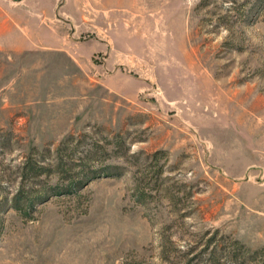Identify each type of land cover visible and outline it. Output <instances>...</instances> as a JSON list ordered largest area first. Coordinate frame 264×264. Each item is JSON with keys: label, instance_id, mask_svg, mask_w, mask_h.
<instances>
[{"label": "rangeland", "instance_id": "obj_1", "mask_svg": "<svg viewBox=\"0 0 264 264\" xmlns=\"http://www.w3.org/2000/svg\"><path fill=\"white\" fill-rule=\"evenodd\" d=\"M0 264H264V0H0Z\"/></svg>", "mask_w": 264, "mask_h": 264}]
</instances>
